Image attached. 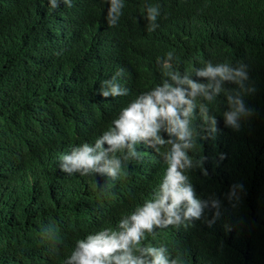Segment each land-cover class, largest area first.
I'll list each match as a JSON object with an SVG mask.
<instances>
[{"label": "trees", "instance_id": "16d2710c", "mask_svg": "<svg viewBox=\"0 0 264 264\" xmlns=\"http://www.w3.org/2000/svg\"><path fill=\"white\" fill-rule=\"evenodd\" d=\"M123 2L110 27L108 0H72L57 9L49 0H0V264H64L76 240L115 227L149 198L165 165L143 145L142 159L106 187V177L69 175L58 165L161 82L156 59L169 51L181 71L207 60L247 64L256 91L246 100L256 115L239 133L218 117L217 141L198 149L208 157L209 177L196 171L192 182L201 198L215 192L224 201L221 218L211 228L196 221L158 230L146 242L180 253L183 264H264V0ZM149 4L160 8L152 32ZM120 69L129 95L101 97V83ZM233 184L243 185L235 209L224 199ZM49 224L60 243L45 234Z\"/></svg>", "mask_w": 264, "mask_h": 264}, {"label": "clouds", "instance_id": "9594fccd", "mask_svg": "<svg viewBox=\"0 0 264 264\" xmlns=\"http://www.w3.org/2000/svg\"><path fill=\"white\" fill-rule=\"evenodd\" d=\"M61 3L72 6V0H49V7L57 9ZM124 7L123 0H108L105 19L110 27L118 24ZM159 16L158 5H147L149 32L159 27ZM156 65L161 82L130 100L94 142L81 143L62 154L58 167L69 175L106 177V187L125 175L128 164L142 159L137 145H143L163 160V175L149 198L123 214L115 227L76 240L64 264H183L180 253L172 255L166 246L149 244L148 237L155 239L158 230L187 227L196 221L211 228L221 218L224 201L215 192L198 196L191 174L199 171L205 179L209 177L208 157L197 152L201 143L217 141L221 133L218 117L234 133L255 117V108L246 100L256 91L249 66L207 60L181 71L173 51L157 57ZM123 71L101 83V97L129 95V89L119 82ZM218 156L220 161L226 158L224 153ZM242 190L243 185L233 184L224 193L231 208L238 207ZM44 232L54 243L61 242L55 226L49 224Z\"/></svg>", "mask_w": 264, "mask_h": 264}]
</instances>
